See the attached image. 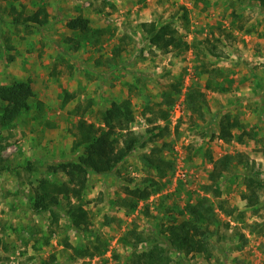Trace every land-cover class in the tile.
<instances>
[{"label":"rangeland","instance_id":"1","mask_svg":"<svg viewBox=\"0 0 264 264\" xmlns=\"http://www.w3.org/2000/svg\"><path fill=\"white\" fill-rule=\"evenodd\" d=\"M42 7L47 22L31 23ZM78 16L102 32L68 30ZM149 23L169 24L186 45H151L142 27ZM14 82L30 84L34 97L0 124V264H129L132 253L155 245L171 264H264V7L249 0L0 1V86ZM194 91L198 111L186 103ZM125 99L134 150L111 173L77 177L79 198L36 210L40 181L68 182L52 168L83 154L80 123L99 129L101 114ZM226 117L240 125L229 142L217 138ZM224 157L212 181V160ZM150 185L157 190L134 208L124 201L126 188ZM196 203L208 251L185 256L163 231L190 219ZM71 204L89 212L86 232L72 226ZM88 246L93 255L73 251Z\"/></svg>","mask_w":264,"mask_h":264},{"label":"trees","instance_id":"2","mask_svg":"<svg viewBox=\"0 0 264 264\" xmlns=\"http://www.w3.org/2000/svg\"><path fill=\"white\" fill-rule=\"evenodd\" d=\"M5 1V0H0ZM15 1V0H13ZM257 2L261 7H264V0H249ZM42 15V19H40ZM48 13L46 8H41L33 14L29 21L33 24H44L47 22ZM66 28L71 31H77L79 34L86 36L90 32L100 34L102 31H92L89 27V21L81 16L73 18L66 22ZM148 36V42L158 47L163 51L179 50L185 42L176 36V31L169 25L164 24L157 26L155 23H149L142 26ZM205 88H212L211 82ZM196 86H192V89ZM199 91H194L187 95V102L192 110L198 111L197 95ZM202 96V94H201ZM34 97V92L30 84L25 82H14L10 85L0 86V124L6 125L11 119L18 117L22 111L28 108V101ZM172 106V101L167 102ZM162 120L167 118V112L160 111ZM102 127L94 129L91 125H86L84 122L80 123V127L84 128L85 134L80 135L81 140L86 144L82 155L78 156L76 162L61 163L52 168L54 171L62 172L67 178L68 182L61 184L52 183L49 180L43 179L40 181L34 193V207L38 211H47L59 204V198L64 197L67 200L72 197L79 198L81 189L73 187L72 184L76 182V178L84 173L108 174L122 162L138 143L137 135L130 130V124L133 122V110L131 102L127 99L116 103L113 102L110 107L101 114ZM238 122H231L227 117L222 119L218 125L217 138L229 142L232 138V129L239 127ZM241 142V138L238 137ZM228 157L213 161L214 166L210 178L215 181L220 176L219 165L225 168L227 165ZM213 186V183L210 184ZM152 188L153 186L150 185ZM157 188L152 190L143 188L125 189L126 203L130 208L136 206V202L146 200L151 193L155 192ZM135 200V202H134ZM198 203V202H197ZM189 206L190 219H184L169 223L165 226L163 231L166 235L167 242L170 246L187 256L190 254L206 253L208 251L207 243L204 239L205 231L200 227L201 207L203 205ZM123 206H126L123 203ZM205 210H209L207 207ZM51 212V211H50ZM67 214L71 224L76 229H83L87 231L89 225V212L81 205L71 204L67 210ZM95 248V244L90 245ZM90 246L85 249L73 248L76 255L87 256L93 255L90 252ZM129 264H171V258L162 253L158 245L153 246L152 250L148 253L143 252L141 255L137 253L131 254Z\"/></svg>","mask_w":264,"mask_h":264},{"label":"crops","instance_id":"3","mask_svg":"<svg viewBox=\"0 0 264 264\" xmlns=\"http://www.w3.org/2000/svg\"><path fill=\"white\" fill-rule=\"evenodd\" d=\"M59 2H60V1H56V3H59ZM61 7H62V5H60V6L58 5V7H57V10H59L60 12H61V11H64V9H61V10L59 9V8H61ZM47 13H48V12H47ZM62 14H63V13H62Z\"/></svg>","mask_w":264,"mask_h":264},{"label":"built area","instance_id":"4","mask_svg":"<svg viewBox=\"0 0 264 264\" xmlns=\"http://www.w3.org/2000/svg\"><path fill=\"white\" fill-rule=\"evenodd\" d=\"M178 175H179L180 177H184V173H181V172H180Z\"/></svg>","mask_w":264,"mask_h":264}]
</instances>
